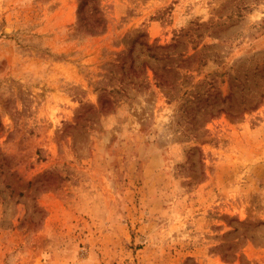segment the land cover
Segmentation results:
<instances>
[{
	"label": "rangeland",
	"instance_id": "obj_1",
	"mask_svg": "<svg viewBox=\"0 0 264 264\" xmlns=\"http://www.w3.org/2000/svg\"><path fill=\"white\" fill-rule=\"evenodd\" d=\"M236 83L264 0H0V264H264V99L187 103Z\"/></svg>",
	"mask_w": 264,
	"mask_h": 264
},
{
	"label": "trees",
	"instance_id": "obj_2",
	"mask_svg": "<svg viewBox=\"0 0 264 264\" xmlns=\"http://www.w3.org/2000/svg\"><path fill=\"white\" fill-rule=\"evenodd\" d=\"M234 87L240 90L241 97L238 98ZM248 93L245 92L246 88L242 87L240 84H234L231 87V90L227 96L222 95L220 91L207 89L206 96L204 99H201L199 92L194 100H188L187 103H194V107L198 108L200 113L196 112L191 115L195 122H198V115L209 113V118H213L220 113L227 112L232 116L238 117L241 114L249 110H254L259 107L264 99V87L255 84L254 86L248 87ZM200 97V99H199ZM249 97V99H247ZM198 98V99H197ZM187 103L183 106L185 108H191L192 106L187 107ZM193 108V107H192ZM189 114V112H188Z\"/></svg>",
	"mask_w": 264,
	"mask_h": 264
}]
</instances>
